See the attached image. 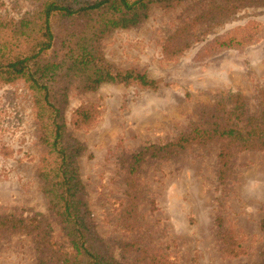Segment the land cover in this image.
Returning a JSON list of instances; mask_svg holds the SVG:
<instances>
[{
    "label": "rangeland",
    "instance_id": "1",
    "mask_svg": "<svg viewBox=\"0 0 264 264\" xmlns=\"http://www.w3.org/2000/svg\"><path fill=\"white\" fill-rule=\"evenodd\" d=\"M224 5L223 0H188L170 9L155 7L142 25L118 30L104 41L103 52L111 64L145 72L161 82L158 91L106 84L95 93L70 94L69 130L87 147L79 159L87 202L99 236L126 264L262 262L264 151L236 155L225 184L218 178V141L196 144L172 160H148L137 178L141 190L137 229L123 228L127 160L132 155L152 144L174 142L195 129L223 125L236 95L245 100L240 125L247 117L260 115L264 3L246 0L234 15L220 18L217 8ZM40 7L34 0H0V18L21 19ZM239 28L257 40L237 49L209 51L214 40ZM179 30L178 45L189 47L170 59L165 48ZM87 104L98 108L97 121L74 129L70 124L74 111ZM35 117L32 95L23 83L0 84V214H43L56 240L67 245L36 177L44 150ZM218 216L223 230L243 248L242 256L225 252ZM132 243L137 249L129 247ZM0 264H37L32 239L13 235L1 240Z\"/></svg>",
    "mask_w": 264,
    "mask_h": 264
},
{
    "label": "trees",
    "instance_id": "2",
    "mask_svg": "<svg viewBox=\"0 0 264 264\" xmlns=\"http://www.w3.org/2000/svg\"><path fill=\"white\" fill-rule=\"evenodd\" d=\"M34 1L41 4L37 11L21 19L0 18V84L23 83L32 95L38 141L44 150L36 177L48 201L49 213L56 217L67 245L56 240L45 215L16 211L0 214V241L13 235L30 237L35 245L37 264H126L115 257L99 236L87 202L79 165L87 147L69 130L70 94L74 90L80 94L95 93L106 84L158 91L161 82L149 78L145 72L111 64L103 52V43L118 30L142 25L155 7L170 9L188 0ZM256 1L264 3V0ZM223 2L225 5L217 8L221 10L220 18L234 15L246 0ZM247 31L239 28L217 38L209 51L253 44L257 38ZM181 40L180 30L169 38L165 48L168 58L178 57L189 47L184 43L178 45ZM262 96L260 115L247 117L243 125L239 121L244 115L245 100L236 95L237 101L223 125L195 129L174 142L152 144L132 155L127 160L128 201L123 228L127 232L137 229L141 199L137 178L148 160H172L196 144L218 141L221 143L218 178L220 184H225L231 172V160L236 155L264 151V93ZM98 117V108L87 104L74 111L70 124L80 130L93 125ZM216 221L221 228L225 252L232 257L242 256L243 248L223 230L222 218L218 216ZM137 245L127 246L137 249ZM262 257L261 264H264V250ZM143 264L172 263L164 260Z\"/></svg>",
    "mask_w": 264,
    "mask_h": 264
}]
</instances>
